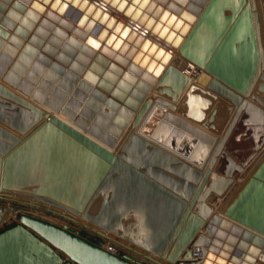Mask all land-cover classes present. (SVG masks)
Wrapping results in <instances>:
<instances>
[{
  "label": "water",
  "instance_id": "95a60500",
  "mask_svg": "<svg viewBox=\"0 0 264 264\" xmlns=\"http://www.w3.org/2000/svg\"><path fill=\"white\" fill-rule=\"evenodd\" d=\"M135 196L161 211L155 242L122 226ZM152 263L264 264V0H0V264Z\"/></svg>",
  "mask_w": 264,
  "mask_h": 264
},
{
  "label": "crops",
  "instance_id": "0c3cea01",
  "mask_svg": "<svg viewBox=\"0 0 264 264\" xmlns=\"http://www.w3.org/2000/svg\"><path fill=\"white\" fill-rule=\"evenodd\" d=\"M175 63L180 67H184L183 65L178 64L176 61ZM225 110L226 108H224L222 105L219 106V113L216 118V123L218 125H220L222 122L224 123L226 120L227 110L226 111ZM223 115H225V117H223ZM220 119H223V121H221ZM213 134L216 135L215 133ZM121 141L122 140H120L119 143H121ZM245 146H247V144ZM259 162L260 160L258 161L256 158L245 169V171L242 174L234 175L236 180L233 186L229 188L227 192V196L223 200V203L225 202V205H226V200L228 199V197H230L231 195L234 196L238 194V192L244 187V185L247 183V181L252 176L254 171L257 169ZM223 164H224V161L218 163L219 169L222 168ZM218 175H219V172H218ZM220 175H222L221 172H220ZM74 188H75V191L78 193L80 190V187L76 185L74 186ZM116 190H117V184L113 183V185L108 189L106 194L99 196V198L94 202L91 208V212L96 213L99 210L102 201H107V202L111 201L113 196L116 194ZM116 211L120 214L119 219L122 223L123 228L128 230L126 231V233L132 236H135L136 238H138L140 241H143V242L151 243V242L156 241L155 236L158 235L157 231L162 226L161 225V214H160L161 211L158 206L156 207L148 203L146 204L135 196V198L132 199L131 203L126 202V200L124 199H120L119 206L117 207ZM106 212L111 213L112 210L109 208ZM62 226H66L70 228L71 230L75 231L74 228L70 227L66 223H64ZM202 232H203V229H200V231H198V233H202ZM109 241L111 244H116L114 241H111V240ZM180 243L181 241L180 242L177 241L172 251H174L176 247L178 250V245H180ZM117 247H119L118 249L121 255H128L131 258L133 257L132 259L138 263H148L147 259L144 258L142 255H139L131 250H128L118 245ZM251 264H254V263H251Z\"/></svg>",
  "mask_w": 264,
  "mask_h": 264
},
{
  "label": "rangeland",
  "instance_id": "374dc122",
  "mask_svg": "<svg viewBox=\"0 0 264 264\" xmlns=\"http://www.w3.org/2000/svg\"><path fill=\"white\" fill-rule=\"evenodd\" d=\"M220 200H221L220 198H218V199L215 198L212 201V204L215 207L216 206L218 207V206L221 205ZM35 210H36V212H38V214L40 213V216L42 218H44V219H46V220H48L50 222H54V223H56L58 225H61V226L64 223H66L70 227L74 228L75 232H84L89 240H91L92 242L98 244L99 246L104 247L103 245H106V244H109L110 243V241L108 239L97 235L93 231L88 230L87 228L83 227L82 225H80V224H78V223H76V222H74V221H72L70 219L64 218V217H62L60 215H57V214H54V213H50V212L45 211V210H42V209L35 208ZM117 248H119V247H117Z\"/></svg>",
  "mask_w": 264,
  "mask_h": 264
},
{
  "label": "bare ground",
  "instance_id": "6f19581e",
  "mask_svg": "<svg viewBox=\"0 0 264 264\" xmlns=\"http://www.w3.org/2000/svg\"><path fill=\"white\" fill-rule=\"evenodd\" d=\"M118 15V14H117ZM118 17H120V15H118ZM123 20H126L125 18H123V17H121ZM175 61L178 63V64H180V65H183L184 67H182V68H184L185 69V71L187 72V73H189V74H191V73H196V70H197V66L195 65V64H193L192 62H190V61H187V60H185L182 56H180L178 53H176V56H175ZM184 59V60H183ZM226 111V110H225ZM223 117H225V115H223ZM217 118V117H216ZM220 118V117H219ZM221 121H223V119H220ZM219 123H220V121H219ZM221 125V124H220ZM219 125V126H220ZM183 135H184V133L183 132H179V131H176L175 129H173L172 131H171V133L168 135V137L166 138V141H165V143L168 145V146H170V147H172V148H174V147H176L179 143H180V141H181V139H182V137H183ZM219 175H220V172H219ZM241 178V177H240ZM218 198H220L221 200H220V203H223V200L225 199H223V198H221V197H218ZM219 207V206H218ZM217 206L215 207V208H218ZM200 231V230H199ZM194 249L195 248H193V251H194ZM174 252L172 251V254H173Z\"/></svg>",
  "mask_w": 264,
  "mask_h": 264
},
{
  "label": "built area",
  "instance_id": "2783aa9c",
  "mask_svg": "<svg viewBox=\"0 0 264 264\" xmlns=\"http://www.w3.org/2000/svg\"><path fill=\"white\" fill-rule=\"evenodd\" d=\"M104 246V248L106 249V250H108V251H110V252H112V253H119V249L117 248V245L116 244H111V243H109V244H106V245H103ZM202 254H201V248H199V247H196L195 249H194V251L192 252V255H191V257L192 258H198V257H200Z\"/></svg>",
  "mask_w": 264,
  "mask_h": 264
}]
</instances>
